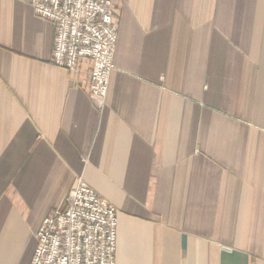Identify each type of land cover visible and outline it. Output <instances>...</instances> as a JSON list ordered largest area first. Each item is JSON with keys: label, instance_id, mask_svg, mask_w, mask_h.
Instances as JSON below:
<instances>
[{"label": "crops", "instance_id": "obj_1", "mask_svg": "<svg viewBox=\"0 0 264 264\" xmlns=\"http://www.w3.org/2000/svg\"><path fill=\"white\" fill-rule=\"evenodd\" d=\"M103 103L56 26L0 0V264H31L78 178L117 210L116 264H264V0H115Z\"/></svg>", "mask_w": 264, "mask_h": 264}, {"label": "built area", "instance_id": "obj_2", "mask_svg": "<svg viewBox=\"0 0 264 264\" xmlns=\"http://www.w3.org/2000/svg\"><path fill=\"white\" fill-rule=\"evenodd\" d=\"M115 0H30L37 17L56 26L52 62L74 75L90 67L89 95L103 103L115 69L118 22ZM116 208L78 178L66 206L37 233L31 264H116Z\"/></svg>", "mask_w": 264, "mask_h": 264}]
</instances>
